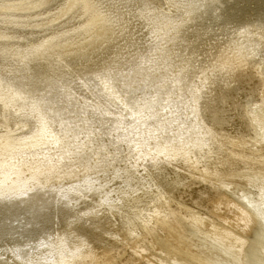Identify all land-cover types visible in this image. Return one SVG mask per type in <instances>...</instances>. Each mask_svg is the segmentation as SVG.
<instances>
[{"label":"bare ground","instance_id":"obj_1","mask_svg":"<svg viewBox=\"0 0 264 264\" xmlns=\"http://www.w3.org/2000/svg\"><path fill=\"white\" fill-rule=\"evenodd\" d=\"M104 145L142 184L55 167ZM252 230L264 264V0H0V264H247Z\"/></svg>","mask_w":264,"mask_h":264},{"label":"rangeland","instance_id":"obj_2","mask_svg":"<svg viewBox=\"0 0 264 264\" xmlns=\"http://www.w3.org/2000/svg\"><path fill=\"white\" fill-rule=\"evenodd\" d=\"M52 58V57H51ZM56 57H54V59H55ZM53 59V58H52ZM63 68L64 69H66L64 66H63ZM61 69H62V67H61ZM73 74H74V76L75 75H86V74H88L87 72H86V70H84V72H82V71H73L72 72ZM133 85V86H132ZM126 86V88L127 89H130V90H128V91H133V92H136V90H138L137 92H139L143 87H144V85H143V83H138V82H136V81H133L132 83H129L128 85H125ZM132 86V87H131ZM133 94V93H132ZM134 96H138V95H134L133 94V97ZM155 123H153V126L155 127ZM84 151V150H83ZM137 155H138V157H139V155H140V153H136ZM84 155V156H83ZM108 156V157H107ZM115 156H119V157H115ZM60 157V158H59ZM124 157V158H123ZM135 157V160H132V158H127V156L126 155H124V154H119V152L118 151H115V148H113V147H109L108 145L107 146H96V147H94L93 149H91L90 151H88V152H84V154H83V152H82V150L81 151H79L78 153H75L73 156H54V158H53V160L55 161V167H57V166H65V170L66 169H68L69 171H71V172H73L72 171V169L73 170H75L77 173H76V178L75 179H81V177H82V175H83V173H85L86 171H90V170H94V169H96V170H98V171H102L104 168H106V170H104L106 173H108L109 175H110V177H112V179L114 180V178L115 177H117V175H119L120 174V172L119 171H117L116 169H115V167L114 166H121V165H126L127 166V168L128 169H126L125 170V173L126 174H128L129 175V177H131L130 178V182H132V184H133V186H135V187H133V188H136V187H138L139 185H140V183L142 184V181H143V179H142V177H138L137 176V171H139L140 169H142L143 170V168H142V164L141 163H139V160H140V162H141V155H140V157H139V160H137L138 159V157L136 158V156H134ZM63 158V159H62ZM66 158V159H65ZM57 160V161H56ZM137 160V161H136ZM60 161V162H59ZM74 161V162H73ZM132 161H134V162H132ZM57 162H59V163H57ZM87 162V163H86ZM132 162V163H131ZM87 166V167H86ZM137 166V167H136ZM94 167V168H93ZM109 167V168H108ZM129 167H130V169H129ZM174 167V166H173ZM133 170H132V169ZM140 168V169H139ZM174 168H176V170L177 169H179L180 171H182L183 173H185L186 174V171L184 172V170L183 169H181V168H178V167H174ZM104 171H102V172H104ZM178 171V170H177ZM128 172V173H127ZM129 172H131V173H129ZM188 173V172H187ZM132 174V175H131ZM189 174V173H188ZM51 175H53V173L51 174ZM114 175V176H113ZM122 175H123V173H121L119 176L120 177H122ZM131 175V176H130ZM118 176V177H119ZM151 176V175H150ZM117 177V178H118ZM125 177V176H124ZM53 178H55V177H53ZM153 178V177H152ZM136 179V180H135ZM140 180V181H139ZM137 181H139L138 182V184H137ZM151 181H152V183H153V185H154V187H156V188H158L157 186H160L159 184H158V182L157 181H155V179H154V181L151 179ZM129 182V183H130ZM134 182H135V184H134ZM156 182V183H155ZM112 183H115V185L113 186V187H118V188H122V189H130L131 187H126V186H123L122 184H120L119 182H115V181H113ZM112 183H111V185H112ZM119 183V184H118ZM132 184H129V185H132ZM158 184V185H157ZM122 186V187H121ZM164 191H167V190H164ZM165 197H167V198H169V195H164ZM106 212H108V213H112V212H110V211H104V217L106 218V217H108V218H106V219H109V218H111L112 219V224H111V229H113L112 231L114 232V230H115V226H116V224L118 223L117 222V217L116 218H114V215H113V213L112 214H109V216H108V214L106 213ZM112 216V217H111ZM97 217H99V216H97ZM96 217V218H97ZM96 218H94L93 220H95V221H93L92 219H91V221L93 222V224H94V222L96 223L97 222V224L99 223L100 224V221L102 220L101 218L97 221L96 220ZM110 219V220H111ZM115 222V223H114ZM95 231H97V230H95ZM111 231V232H112ZM255 238V230H252V232L250 233V235H249V241H248V243L246 244V249H245V262L247 263V264H252V262H253V259H252V251H253V249H254V246L253 245H255V242H257L258 240L257 239H254Z\"/></svg>","mask_w":264,"mask_h":264}]
</instances>
